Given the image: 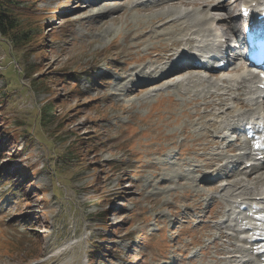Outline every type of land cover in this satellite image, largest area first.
Listing matches in <instances>:
<instances>
[{
	"label": "rangeland",
	"instance_id": "rangeland-1",
	"mask_svg": "<svg viewBox=\"0 0 264 264\" xmlns=\"http://www.w3.org/2000/svg\"><path fill=\"white\" fill-rule=\"evenodd\" d=\"M10 1L0 12L29 36L19 44L0 28V264L219 262L212 243L228 242L214 228L229 183L197 188L201 175L182 167L204 165L182 129L204 125L189 116L205 103L164 84L126 92L120 82L150 63H135L144 14L126 0L89 13L79 7L100 0ZM120 7L123 17L105 19Z\"/></svg>",
	"mask_w": 264,
	"mask_h": 264
},
{
	"label": "bare ground",
	"instance_id": "bare-ground-1",
	"mask_svg": "<svg viewBox=\"0 0 264 264\" xmlns=\"http://www.w3.org/2000/svg\"><path fill=\"white\" fill-rule=\"evenodd\" d=\"M100 1L84 5L83 0H76L74 5L83 4L79 8L89 13L109 0ZM126 1L133 4L130 11L144 14L141 21L138 20L143 33L135 36L132 32L129 36L137 38L134 49L143 52V57L135 63L142 64L143 59L150 60V63L132 68L131 74L129 72L130 75L120 82L127 87L131 85L126 92L132 88L142 89L147 84H164L193 103H205L199 107L205 110L202 115L196 111L189 116L192 121H205L204 125L198 127L197 132H193L191 126L183 127L182 133L196 144L191 149L193 154L203 153L209 158L202 155L197 161L204 165L184 164L182 167H190V172L201 175V179L194 181L197 188L209 184L210 178L218 186L223 182L229 183L221 191V202L218 203L219 207H225V211L219 213L224 217L214 228L219 239L228 242L218 244L215 240L212 243L220 249L218 254L223 256L216 264H264V254H254L255 248L264 245V241L253 243L247 240L259 230V216L256 215L264 210V161L257 162L256 157L261 153H254L255 144L249 146L251 139L255 140L260 132L258 138L264 139V102L258 99V95L263 93L259 87L264 86V81L252 74L246 63H242L243 66L239 63L242 59L239 50L231 61L230 54L226 52L229 49H224L223 57L215 62L226 64L220 70L207 69L194 59H207L215 50L216 39L223 41L230 39L229 35L235 36L241 25L237 22L241 21L242 4H248L252 11L260 9L258 13L262 14L264 0H225L218 3L216 0ZM193 4H198L199 8ZM114 11H105V19H112L111 14L114 13H119L117 17L120 18L126 14L123 7ZM130 25L125 22L127 28H131ZM151 41L154 42L152 46L148 43ZM251 119L259 121V128L252 136L244 138L241 128L250 125ZM229 138L236 140L231 142ZM242 152L243 156L238 155ZM248 163L254 165L247 168ZM221 174L225 176L220 178ZM252 224L254 227L248 229Z\"/></svg>",
	"mask_w": 264,
	"mask_h": 264
},
{
	"label": "trees",
	"instance_id": "trees-1",
	"mask_svg": "<svg viewBox=\"0 0 264 264\" xmlns=\"http://www.w3.org/2000/svg\"><path fill=\"white\" fill-rule=\"evenodd\" d=\"M6 1L7 0H0V7H2L3 5H5L4 7V10H7L9 7L12 8V3L10 0L9 2L7 1V4H6ZM9 12V11H8ZM19 20L18 19H15L12 15L10 14H6L4 12H0V28H1V32H2V36L4 37H8V38H12L13 40H15L17 43L21 44L23 43V45H27V37L29 36L28 33H25V35L19 30L17 29L18 26H19ZM39 28H36L35 30H37L36 33H34V37H43L42 34H40L41 32L38 31ZM21 74V73H20ZM37 82V81H35ZM37 87L39 88H46V83L44 80H41ZM53 116V111H51V109H48V111L46 112L45 114V118H51ZM42 120L43 118H40L39 120H35L36 121V124H40L41 126V123H42ZM74 144V143H73ZM72 144V145H73ZM71 145V146H72ZM5 177L8 178V177H12V174L10 172V168H7V170L5 171L4 173ZM104 250V248H103Z\"/></svg>",
	"mask_w": 264,
	"mask_h": 264
}]
</instances>
